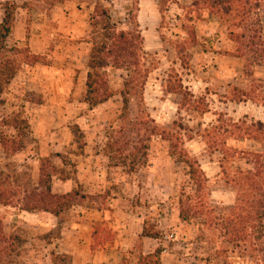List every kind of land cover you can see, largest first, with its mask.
Returning <instances> with one entry per match:
<instances>
[{
  "label": "rangeland",
  "instance_id": "374dc122",
  "mask_svg": "<svg viewBox=\"0 0 264 264\" xmlns=\"http://www.w3.org/2000/svg\"><path fill=\"white\" fill-rule=\"evenodd\" d=\"M195 1L167 0L160 6L159 0H102L119 30L132 28L127 20L132 11L143 38L147 76L130 91L124 111V70H106L111 94L106 102L84 103L91 0H0V21L3 4L16 5L6 45L27 48L37 58L32 65L23 61L0 95V132L23 144L15 153L0 145V190H17L20 195L10 199H19L43 168L51 175L53 194L77 196L57 219L43 215L27 221L18 206L0 205V264H71L58 249L64 226L80 211L90 217L112 205L143 216L147 230L157 234L150 255H141V241L131 252L138 264H264V219L260 234L248 230L240 242L233 241L227 222L236 200L232 180L238 170L250 168L247 153L260 152L263 145L223 135L240 121L264 124V66L240 58L234 29ZM251 23L264 41V10ZM15 115L26 120L25 132L8 125ZM137 129L143 139L155 132L144 149ZM210 131L220 135L215 145L207 143ZM173 137H180V144ZM111 138L125 146L121 155L109 151ZM183 154L203 173L199 194L180 162ZM191 197L195 206L189 204V219L183 221L180 202L186 209ZM97 225L94 240L112 242L109 222ZM20 241L30 247L17 248Z\"/></svg>",
  "mask_w": 264,
  "mask_h": 264
},
{
  "label": "trees",
  "instance_id": "16d2710c",
  "mask_svg": "<svg viewBox=\"0 0 264 264\" xmlns=\"http://www.w3.org/2000/svg\"><path fill=\"white\" fill-rule=\"evenodd\" d=\"M166 1L159 0L160 6L164 5ZM91 2L93 3L92 13L89 18L91 49L87 62L88 72L86 74L84 103L89 107H95L106 102L111 96L106 82V70H124L127 75L120 95L123 110L126 111L130 91L144 85L147 76L141 62L143 38L132 11H129L127 18L132 28L129 30H119L112 22L108 7L103 5L102 0H91ZM194 6H198V9L201 7L207 10L218 18L220 22L228 23L234 29L235 32L232 34L233 42L240 58L246 59L252 64L264 66V41L261 39L259 33L252 28L253 23H251L252 17L257 18L259 12L264 10V0H196ZM15 10L16 5L13 2H6L2 6V18L0 21V95L15 78L23 61L29 60L30 65L37 62L36 56L30 55L27 48L20 49L16 46L8 47L6 45V40L12 33ZM8 125L15 132H18V134L21 131L25 132L29 128L26 120L20 115H15L11 118ZM228 127L230 130H223V135L229 134L233 141H253L262 143L263 145L260 152L247 153L245 162L250 168L238 170L236 178L232 180L236 188V200L233 209L229 212L227 222L231 228L233 241L240 242L245 240L248 230L260 234L263 226L264 124H247L244 121H240ZM136 131L137 134L140 130L137 129ZM116 134L117 132L112 131L110 136L114 138ZM161 134L159 133V136ZM152 136H155L154 130H151L149 136L144 139L137 134V138H140L139 142L144 144L143 149L144 146L146 147L145 143ZM219 137L220 135H217L214 131L207 132L206 139H208V145H215L216 139ZM112 138L107 144L109 151L121 155L125 146L123 148L118 147L117 141H113ZM220 140L222 141V139ZM172 141L176 144H180L179 142H181L180 137H173ZM170 143L173 144V142ZM172 144L170 148L175 149L173 151L175 153L177 147L176 144ZM0 145L4 151L11 153H15L23 148L21 142L7 140L2 136L1 132ZM180 162L188 167L187 175L194 184V193L199 194L205 179L198 163L184 154L180 157ZM50 181L51 175L44 173L43 168H41L39 169V178L35 186L31 190H27L19 199H10L11 197H15V195H20L17 190L15 192L0 190V205L18 206L21 211L29 213L45 212L54 217H59L66 209L73 205L77 196L74 192L61 196L53 194ZM6 195H8L7 198H5ZM192 200L193 198L191 197L188 202L186 201V206H188L186 209L183 208V203L180 202L179 218L183 221L189 219L190 205L195 206ZM0 235L3 236L1 227ZM141 236L153 239L157 238V234L149 232L146 226H143ZM11 240L15 242L18 238L14 237ZM23 243V241H20L16 244V247H21Z\"/></svg>",
  "mask_w": 264,
  "mask_h": 264
},
{
  "label": "crops",
  "instance_id": "0c3cea01",
  "mask_svg": "<svg viewBox=\"0 0 264 264\" xmlns=\"http://www.w3.org/2000/svg\"><path fill=\"white\" fill-rule=\"evenodd\" d=\"M81 178L84 179V176L82 175ZM80 182L82 183L84 180H80ZM110 207L111 209L107 210H96L94 214H90L92 218L80 211L81 214L73 224L64 226L60 233L58 249L69 257L71 264H122L123 259H128V264H138L139 259L135 260L131 253L135 251L138 242L143 243L140 250L142 256L150 255L153 249L158 246L157 239L141 236L144 226L143 216L113 205ZM20 212V217L27 221H31L32 218L41 220L43 215L51 216L54 219L58 218L45 212ZM86 217L90 220L87 221ZM104 221L109 222V229L114 233V240L99 245L98 239L94 240L98 236L96 227L99 225L97 222ZM23 245L30 247L29 243H23Z\"/></svg>",
  "mask_w": 264,
  "mask_h": 264
}]
</instances>
